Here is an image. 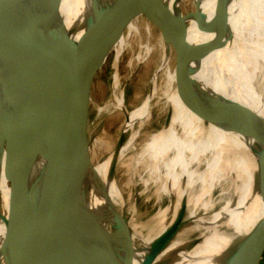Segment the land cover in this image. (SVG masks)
Instances as JSON below:
<instances>
[{
  "label": "bare ground",
  "instance_id": "obj_1",
  "mask_svg": "<svg viewBox=\"0 0 264 264\" xmlns=\"http://www.w3.org/2000/svg\"><path fill=\"white\" fill-rule=\"evenodd\" d=\"M31 1L33 15L37 19L45 18L51 10H56V21L49 22L50 29L62 30L73 40L92 31L100 20L99 26L104 31L112 32L115 27L112 22L114 13L129 10L127 0ZM182 3L183 0H147L141 16L129 25L123 36L112 46L116 52L115 62H118L129 42L139 35L140 24H144L147 34L153 30V26L158 27L174 48L180 51L195 82V91L201 96L198 109L189 110L178 95L177 83L181 82L184 94H192L193 91L180 81L178 72L174 74V86L166 94L169 99L165 102L170 115L168 122L158 132L153 131L154 134L143 144L139 154L149 178L172 196L173 214L156 237L143 236L134 227L135 224L131 226L134 252L129 264H223L230 254L243 256L248 238L264 223L263 202L260 193L254 189L260 152L254 139L255 134L243 125L239 117L226 125L215 124V118H226L232 105L252 110L264 123V0H193L195 10L188 14L184 13ZM65 16L69 18V24ZM181 17H184L182 24L179 23ZM103 45L98 48L90 46L89 50H94L90 56L98 57ZM115 82L118 83L117 78ZM144 104L127 113V128L142 122L146 114L149 116L151 104ZM222 108L224 115L220 114ZM135 138L127 142V147L132 146ZM64 145L67 203L70 204V195H73L71 189L79 183L90 149L72 140H65ZM111 160L93 168L92 175L95 174L96 178L89 183L91 198L88 204L101 217V223L108 220L107 228L102 231L105 251L123 263L129 256L130 236L117 210L111 212L104 209L105 200L95 187L100 181L109 189L116 204L121 192L118 193L115 182L109 177ZM42 165V161L37 162L32 182L36 181ZM201 167L205 169L201 171ZM231 178L234 182V200L216 212L211 221L197 219L196 208L206 192ZM200 184L201 190L195 195L193 192ZM9 194L10 186L1 164V241L6 232L3 219L8 214ZM184 206L188 209L192 206V211L186 216V224L179 233L189 227L202 229L203 232L192 242L173 241L165 251L154 252L151 244L178 220ZM0 264H5L4 257L0 259ZM68 264L82 263L78 256H73Z\"/></svg>",
  "mask_w": 264,
  "mask_h": 264
},
{
  "label": "water",
  "instance_id": "obj_2",
  "mask_svg": "<svg viewBox=\"0 0 264 264\" xmlns=\"http://www.w3.org/2000/svg\"><path fill=\"white\" fill-rule=\"evenodd\" d=\"M127 1L128 12L114 13L112 32L104 31L100 20L92 31L73 40L62 30L50 29L49 22L56 21V10L37 19L31 0H0V166H4L10 186L8 214L3 219L6 232L0 240V259L4 257L5 264H68L73 256H78L82 264L130 263L134 252L131 225L119 213L109 189L100 181L95 184L105 200L104 209L117 210L130 236L125 262L105 251L102 219L87 202L89 183L96 178L92 175L93 155L87 158L78 185L71 189L70 204L63 161L65 140L93 145L95 79L113 51L112 46L141 16L147 0ZM183 20L181 17L179 23ZM101 45L104 47L100 55L91 57L94 50L89 47ZM173 52L180 81L193 91L184 94L179 82L178 95L189 110L195 111L201 96L195 91V82L180 51L174 48ZM169 117L168 114L167 122ZM235 117L255 134L260 152L254 189L264 206V123L252 110L232 105L226 118H215V124L226 125ZM118 158V149L108 157L112 159L109 177L115 185ZM39 161L43 162L42 169L32 182ZM186 210L184 206L178 220L151 244L154 252L165 251L173 242L186 224ZM263 255L264 223L248 238L243 256L230 254L227 264H261Z\"/></svg>",
  "mask_w": 264,
  "mask_h": 264
},
{
  "label": "rangeland",
  "instance_id": "obj_3",
  "mask_svg": "<svg viewBox=\"0 0 264 264\" xmlns=\"http://www.w3.org/2000/svg\"><path fill=\"white\" fill-rule=\"evenodd\" d=\"M182 5H184L182 8L185 14L195 10L193 0H183ZM65 17L69 24V18ZM140 26L139 35L129 42V46L120 54L118 62H115L116 52L112 51L95 79L93 97L96 109L93 138L96 142H93L95 147L87 145V150L90 149L87 151V157L93 155L95 151L93 155L95 168L99 163L105 162L114 149H118L119 158L115 169V181L119 194L121 192V197L119 196L117 199L116 207L120 214L125 215L131 226L135 224L134 227L140 230L143 236L152 238L162 231L164 225L171 218L173 198L149 178L139 154L149 137L161 130L167 122L165 116H168L169 111L166 109L165 102L169 99L166 94L174 86L173 76L177 71L175 70L174 46L170 40L158 27L153 26V30L147 34L144 24H140ZM144 102L145 106L151 104L149 116L146 114L142 122L135 123L133 128H127V113L142 106ZM146 129L147 131H145ZM135 136L132 146L127 147L131 138ZM204 169L205 167H201L200 170ZM233 187L232 178L213 186L211 191L206 192L196 208V218L201 221H211L216 212L221 211L227 203L234 200ZM200 190L201 184L196 187L193 193L197 195ZM89 198H91L90 192L87 195V202H89ZM122 199L123 202L126 201L124 204ZM190 211H192V206L187 208L186 216ZM107 221L106 219L102 223L103 229L107 228ZM202 232L203 230L198 228H183L173 241L189 243L199 238ZM230 258V255L225 258L223 264H227Z\"/></svg>",
  "mask_w": 264,
  "mask_h": 264
},
{
  "label": "crops",
  "instance_id": "obj_4",
  "mask_svg": "<svg viewBox=\"0 0 264 264\" xmlns=\"http://www.w3.org/2000/svg\"><path fill=\"white\" fill-rule=\"evenodd\" d=\"M261 264H264V255H263V258L261 260Z\"/></svg>",
  "mask_w": 264,
  "mask_h": 264
}]
</instances>
